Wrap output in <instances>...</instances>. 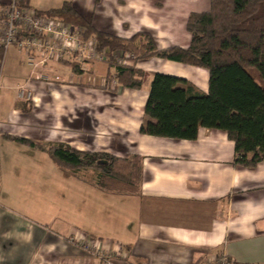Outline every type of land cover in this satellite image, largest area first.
<instances>
[{
    "label": "crops",
    "instance_id": "1",
    "mask_svg": "<svg viewBox=\"0 0 264 264\" xmlns=\"http://www.w3.org/2000/svg\"><path fill=\"white\" fill-rule=\"evenodd\" d=\"M10 1L0 0V7ZM65 1L97 30L125 38L150 32L160 49L187 47L189 15L210 7V0L28 5L44 12ZM78 64L80 72L50 62L38 68L48 77L42 79L16 45L0 49V264H100L69 242L77 232L122 245L137 264H198L222 251L239 263L264 264V160L255 168L235 165V143L218 129L201 128L195 140L140 132L154 73L185 78L208 92L209 71L143 58L135 63L145 73L143 87L131 89L117 83L104 61ZM22 86L29 99L19 97ZM14 138L119 158L139 155L141 192L110 193L66 175L47 152Z\"/></svg>",
    "mask_w": 264,
    "mask_h": 264
},
{
    "label": "trees",
    "instance_id": "2",
    "mask_svg": "<svg viewBox=\"0 0 264 264\" xmlns=\"http://www.w3.org/2000/svg\"><path fill=\"white\" fill-rule=\"evenodd\" d=\"M23 2L29 4V0ZM38 13L85 27L84 39H95L98 52L105 56L109 69H115V79L124 88L143 87L145 73L135 66L143 58L157 56L207 69L208 92L185 78L154 73L145 105L147 118L140 132L195 140L201 128L218 129L235 143V165L255 168L264 160V0H210L207 11L192 12L188 17L190 44L165 49L157 46L151 33L125 38L97 30L72 1ZM118 51L135 53L133 64L117 63ZM61 62L81 71L75 61ZM14 139L47 152L66 175L82 177L106 192H141L139 155L119 158L62 143Z\"/></svg>",
    "mask_w": 264,
    "mask_h": 264
},
{
    "label": "built area",
    "instance_id": "3",
    "mask_svg": "<svg viewBox=\"0 0 264 264\" xmlns=\"http://www.w3.org/2000/svg\"><path fill=\"white\" fill-rule=\"evenodd\" d=\"M0 15L2 20L0 49L6 52L11 46L16 45L24 51L32 73L37 78L48 79L38 71V68L54 61L105 62V56L97 50L95 39H84L85 27H75L60 18L38 13L23 0H11L1 6ZM129 56L121 52L119 63L129 62L127 59ZM19 97L29 99V89L22 86ZM68 240L95 255L100 264H137L127 255L122 245L114 246L84 232H77ZM198 264L243 263L237 262L222 251L206 255Z\"/></svg>",
    "mask_w": 264,
    "mask_h": 264
},
{
    "label": "rangeland",
    "instance_id": "4",
    "mask_svg": "<svg viewBox=\"0 0 264 264\" xmlns=\"http://www.w3.org/2000/svg\"><path fill=\"white\" fill-rule=\"evenodd\" d=\"M147 33H150V32H147ZM191 36V35H190ZM120 53L121 52H116V54H115V58H116V61H117V63H119V58H120ZM126 54H129L130 56H129V58H127L128 60H131V61H127L126 62V64H133V62H134V59H135V57H136V55H135V53H133V52H130V53H126ZM122 64V63H121ZM1 91V90H0ZM30 177H32V178H34V176H30ZM52 177V175H49V178H51Z\"/></svg>",
    "mask_w": 264,
    "mask_h": 264
}]
</instances>
